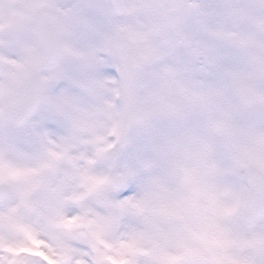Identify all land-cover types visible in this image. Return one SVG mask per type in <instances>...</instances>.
I'll list each match as a JSON object with an SVG mask.
<instances>
[{"label":"snow or ice","instance_id":"snow-or-ice-1","mask_svg":"<svg viewBox=\"0 0 264 264\" xmlns=\"http://www.w3.org/2000/svg\"><path fill=\"white\" fill-rule=\"evenodd\" d=\"M0 264H264V0H0Z\"/></svg>","mask_w":264,"mask_h":264}]
</instances>
